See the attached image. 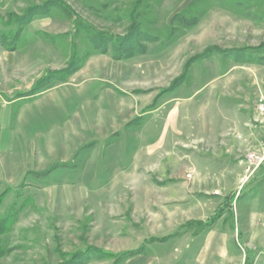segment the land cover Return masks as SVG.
<instances>
[{"label":"rangeland","instance_id":"rangeland-1","mask_svg":"<svg viewBox=\"0 0 264 264\" xmlns=\"http://www.w3.org/2000/svg\"><path fill=\"white\" fill-rule=\"evenodd\" d=\"M0 39V264H264V0H0Z\"/></svg>","mask_w":264,"mask_h":264},{"label":"built area","instance_id":"built-area-1","mask_svg":"<svg viewBox=\"0 0 264 264\" xmlns=\"http://www.w3.org/2000/svg\"><path fill=\"white\" fill-rule=\"evenodd\" d=\"M3 50V45L0 39V52ZM255 114H256V120L255 122L260 126V128L263 130L264 134V86L262 87V90L255 102ZM247 162L249 163L251 168H248L249 171H254L264 160V135L263 140L259 144V146L250 152L247 155Z\"/></svg>","mask_w":264,"mask_h":264},{"label":"trees","instance_id":"trees-1","mask_svg":"<svg viewBox=\"0 0 264 264\" xmlns=\"http://www.w3.org/2000/svg\"><path fill=\"white\" fill-rule=\"evenodd\" d=\"M13 215L11 214V211L6 214L5 217L0 218V259L7 254L8 250L6 249V246L3 244L1 236L7 233L8 227L11 223V217ZM204 226L210 227L212 225V222H207L206 224H202Z\"/></svg>","mask_w":264,"mask_h":264}]
</instances>
